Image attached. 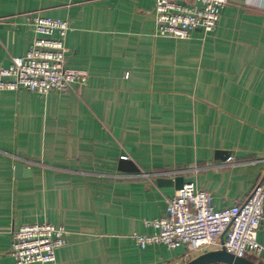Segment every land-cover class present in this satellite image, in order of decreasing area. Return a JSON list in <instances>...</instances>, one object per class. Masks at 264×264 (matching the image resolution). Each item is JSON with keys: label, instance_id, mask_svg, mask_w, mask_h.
I'll return each instance as SVG.
<instances>
[{"label": "crops", "instance_id": "0c3cea01", "mask_svg": "<svg viewBox=\"0 0 264 264\" xmlns=\"http://www.w3.org/2000/svg\"><path fill=\"white\" fill-rule=\"evenodd\" d=\"M155 3L0 0V66L28 51L38 12L71 22L66 66L89 76L69 93L0 90V264H16L12 231L43 221L67 229L49 264H185L218 247L133 238L178 190L157 179L195 182L216 209L264 182V0H228L214 31L186 39L155 35Z\"/></svg>", "mask_w": 264, "mask_h": 264}, {"label": "built area", "instance_id": "2783aa9c", "mask_svg": "<svg viewBox=\"0 0 264 264\" xmlns=\"http://www.w3.org/2000/svg\"><path fill=\"white\" fill-rule=\"evenodd\" d=\"M227 4L228 0H156L155 35L186 39L197 29L210 33ZM26 17L38 36L25 55L12 57L9 66H0V90L27 89L48 95L69 93L75 84L86 85L87 74L66 66L71 22L38 12L26 13ZM212 201L210 192L187 182L167 198L163 216L145 220L153 232L134 233L133 238L142 249L182 245L196 253L217 246L238 257H264V241H258L264 219V182L257 183L244 201L232 207L216 209ZM66 234L65 226L47 221L22 225L12 231L10 254L16 264L54 263L57 250L67 244Z\"/></svg>", "mask_w": 264, "mask_h": 264}, {"label": "water", "instance_id": "95a60500", "mask_svg": "<svg viewBox=\"0 0 264 264\" xmlns=\"http://www.w3.org/2000/svg\"><path fill=\"white\" fill-rule=\"evenodd\" d=\"M221 154H225L226 156L221 157L223 159H228L230 157V153L228 151H220ZM122 170L137 172L138 169L135 167L132 168H124L121 167ZM15 173L17 177L24 176L29 177L31 175V169L29 166L21 161H18L15 164ZM158 183L161 186H175L176 189H181L185 184L184 177L179 176L175 179L171 178H158ZM222 242H224V235L221 237ZM215 263H223V264H258L255 261L246 258V257H238L234 254L228 252L224 247L217 250H211L205 253L198 255L197 257L191 259L185 264H215Z\"/></svg>", "mask_w": 264, "mask_h": 264}, {"label": "rangeland", "instance_id": "374dc122", "mask_svg": "<svg viewBox=\"0 0 264 264\" xmlns=\"http://www.w3.org/2000/svg\"><path fill=\"white\" fill-rule=\"evenodd\" d=\"M247 257L255 261L258 260V257H256V255H253V254H248Z\"/></svg>", "mask_w": 264, "mask_h": 264}]
</instances>
